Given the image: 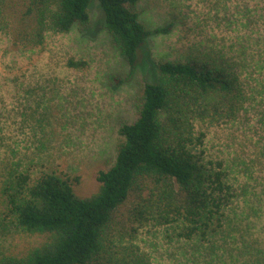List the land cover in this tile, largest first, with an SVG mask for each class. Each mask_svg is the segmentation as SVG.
I'll list each match as a JSON object with an SVG mask.
<instances>
[{
    "label": "rangeland",
    "instance_id": "1",
    "mask_svg": "<svg viewBox=\"0 0 264 264\" xmlns=\"http://www.w3.org/2000/svg\"><path fill=\"white\" fill-rule=\"evenodd\" d=\"M137 8L151 31L171 27L149 35L133 68L113 44L98 0H91L86 28L47 30L38 46L0 32V252L18 254L41 240L14 225L3 189L18 177L59 173L77 194H91L97 172L114 161L119 126L137 117L138 90L157 79L164 60L210 56L237 73L241 107L230 117L195 121L193 152L224 171L257 214L264 209V0H139ZM172 229L149 220L131 241L152 264H257L253 254L230 261Z\"/></svg>",
    "mask_w": 264,
    "mask_h": 264
},
{
    "label": "trees",
    "instance_id": "2",
    "mask_svg": "<svg viewBox=\"0 0 264 264\" xmlns=\"http://www.w3.org/2000/svg\"><path fill=\"white\" fill-rule=\"evenodd\" d=\"M98 1L112 42L131 68L149 35L171 27L151 31L139 18V0ZM90 3L0 0V32L16 44L38 46L47 30L86 28ZM156 68L157 79L145 82L135 97L136 119L119 126L114 161L97 172L91 194H77L59 173L31 181L18 177L3 189L14 225L41 240L18 254L0 252V264H152L131 241L149 220L173 227L197 247L222 250L230 261L235 253L253 254L264 264V240L253 231L259 220L264 234V209L259 206L257 214L224 171L193 152L195 121L230 117L241 107L239 76L210 56L164 60Z\"/></svg>",
    "mask_w": 264,
    "mask_h": 264
}]
</instances>
